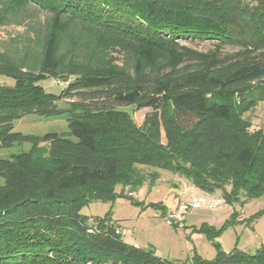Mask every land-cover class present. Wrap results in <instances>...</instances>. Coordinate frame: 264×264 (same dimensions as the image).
<instances>
[{
  "label": "trees",
  "instance_id": "obj_1",
  "mask_svg": "<svg viewBox=\"0 0 264 264\" xmlns=\"http://www.w3.org/2000/svg\"><path fill=\"white\" fill-rule=\"evenodd\" d=\"M10 24L25 29L0 51L13 81L0 85V148L31 147L0 159V264H173L80 214L159 178L141 167L229 204L264 196V134L243 118L264 102V0H0ZM50 79L67 87L47 93ZM128 107L151 112L136 125ZM63 113L73 140L12 132L25 115ZM191 264H264V245Z\"/></svg>",
  "mask_w": 264,
  "mask_h": 264
},
{
  "label": "rangeland",
  "instance_id": "obj_2",
  "mask_svg": "<svg viewBox=\"0 0 264 264\" xmlns=\"http://www.w3.org/2000/svg\"><path fill=\"white\" fill-rule=\"evenodd\" d=\"M36 22L39 25L46 23L43 20ZM22 26H0V51L8 37L24 32ZM190 44L201 51L212 48V44L206 41ZM59 46L61 50L73 47L67 40ZM222 50L226 54L236 51L229 46ZM0 85L12 86L13 81L0 76ZM39 85L53 95H59L67 87L66 82L52 79ZM67 101L59 102L58 108L65 110ZM122 110L131 115L136 125H141L144 116L151 112V109L134 110L130 107ZM243 118L250 123L249 132L261 130L264 134V102L247 111ZM67 124L65 113L57 117L29 114L13 121L12 132L36 137L57 134L73 140L67 136ZM30 147V143L22 142L0 148V159L27 152ZM141 169L144 173L156 171L159 178L145 181L135 188L117 185L110 200L92 201L81 209L80 214L87 217L88 222L95 218H109L125 232L122 236L125 243L152 250L157 257L173 264H191L195 257L211 260L218 249L230 252L237 248L252 255L264 245V196L250 200L241 197L239 202L229 204L223 200L220 190L207 194L173 172L148 167ZM194 204L198 206L196 209L192 208ZM181 205L189 209L183 214L179 227L176 222L169 223L168 217Z\"/></svg>",
  "mask_w": 264,
  "mask_h": 264
},
{
  "label": "built area",
  "instance_id": "obj_3",
  "mask_svg": "<svg viewBox=\"0 0 264 264\" xmlns=\"http://www.w3.org/2000/svg\"><path fill=\"white\" fill-rule=\"evenodd\" d=\"M198 206L196 204L192 205L193 209H196ZM189 209V207L181 205L178 207V209L172 213L169 217H168V222L169 223H173L176 222L178 223L179 227L182 226V216L183 214ZM116 233L120 236H124L125 232L121 229L117 230Z\"/></svg>",
  "mask_w": 264,
  "mask_h": 264
}]
</instances>
